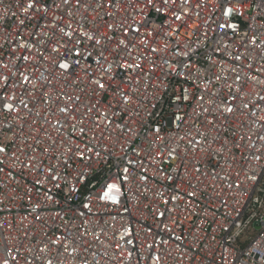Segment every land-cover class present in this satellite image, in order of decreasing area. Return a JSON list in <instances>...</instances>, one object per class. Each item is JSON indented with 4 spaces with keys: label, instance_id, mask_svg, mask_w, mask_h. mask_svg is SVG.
<instances>
[{
    "label": "built area",
    "instance_id": "1",
    "mask_svg": "<svg viewBox=\"0 0 264 264\" xmlns=\"http://www.w3.org/2000/svg\"><path fill=\"white\" fill-rule=\"evenodd\" d=\"M0 100V264H264V0H0Z\"/></svg>",
    "mask_w": 264,
    "mask_h": 264
},
{
    "label": "snow or ice",
    "instance_id": "2",
    "mask_svg": "<svg viewBox=\"0 0 264 264\" xmlns=\"http://www.w3.org/2000/svg\"><path fill=\"white\" fill-rule=\"evenodd\" d=\"M30 7L32 6L31 4L29 5ZM64 67H67V65H63ZM100 87L101 88H103L104 87V85L103 84H100ZM4 103V101L3 100H0V104H3ZM12 104H8L7 105V107L9 108V109H11L12 108ZM0 151H3V149H0Z\"/></svg>",
    "mask_w": 264,
    "mask_h": 264
}]
</instances>
